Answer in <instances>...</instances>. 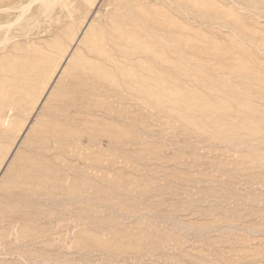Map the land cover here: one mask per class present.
I'll use <instances>...</instances> for the list:
<instances>
[{"label": "rangeland", "instance_id": "374dc122", "mask_svg": "<svg viewBox=\"0 0 264 264\" xmlns=\"http://www.w3.org/2000/svg\"><path fill=\"white\" fill-rule=\"evenodd\" d=\"M36 1L0 0V206L66 57L112 23L132 41L0 264H264V0Z\"/></svg>", "mask_w": 264, "mask_h": 264}, {"label": "bare ground", "instance_id": "6f19581e", "mask_svg": "<svg viewBox=\"0 0 264 264\" xmlns=\"http://www.w3.org/2000/svg\"><path fill=\"white\" fill-rule=\"evenodd\" d=\"M34 1H36V0H34ZM55 1H57V0H55ZM55 1L53 0L52 2H55ZM36 2H39V1H36ZM40 2L44 4V1L43 2L40 1ZM50 2H51V0H50ZM32 3L33 2H31V3L29 2L30 6H31ZM50 4H49V6H50ZM60 4H61V2H60ZM40 7L41 6H39V8ZM53 7H54V5L51 8H53ZM12 8H14V7H12ZM8 9L7 10L10 11V8H8ZM14 9H19V8H14ZM22 9L23 8H20V10H22ZM21 14H22V12H21ZM18 19H19V17H18ZM111 20H113V19H111ZM117 24H118V22H117ZM128 24H130V23H128ZM136 24H138V23H136ZM116 25L112 23L111 26L109 27L108 32H103V33L101 32V34H99V35L95 34V36H92L84 44L83 51H81V52L79 51L82 48L78 50L80 53H79V56L77 58V61L75 60L76 54H75V58H73L74 53H70L66 57V59L64 60V63L59 67L57 73L55 74V76L53 78V81H52L51 85L46 90L45 95L43 96L42 100L39 102V107L43 103L45 104V101L47 100V97L48 96L50 97V92L54 91V90L51 91V89L53 88L52 86L54 85V83H56V79L59 78L60 76H62L61 74H64V73L66 74L65 71H68L69 74L68 75L66 74L67 75V85L65 86V88L59 94L56 92L58 95L57 94H56L57 96L55 95L56 99L54 98L55 102H53V106H48L49 104H47L48 108L51 107V110L49 111V113L47 112L48 120L45 122V124L42 126V128H40V130L38 132H36V134L34 133L35 136L33 138L31 137L32 141H31V143L29 142L30 145H28L29 146V150H28L29 152L28 153H30V154L27 157H25V159L21 162V164L19 165L15 175H14V172H13V176L10 178V181H9V183L7 185V188H5L6 192H5V195L3 197H5V199H7V200L10 199L11 202L9 201V202H7V204H4L3 206H0L1 207L0 208V226H4V225L7 226V228L9 229L10 234H12V232L15 231L16 228H17L16 232L17 233L19 232L18 234L21 233V230L23 231V229H20L19 225H20V223L22 221L24 222V220H25L24 218L26 216V210H27L28 205L32 204V206H33V203L35 201H37L39 198L45 197L47 195L48 187L51 188V187H53L55 185V181L53 180V178H56V177H54V174L56 173V171H58V172L61 171L58 168H60V169L61 168L62 169L68 168L69 165L67 164V162L62 160V159H64L63 156H65V157L68 156L69 157L70 155L73 156V155L77 154V152H79L78 151V149H79L78 148V146H79L78 144L82 140L81 139V135L80 136L78 135V132L76 131V129L74 127L73 128L75 130H71L72 129L71 127L69 129L68 128L69 127L68 123L70 124L72 121H74L73 117L76 114H91V116H93V118H94L95 115H92V114L95 113V109L98 108V106H99V100H100V99L98 100L99 95L101 96V98H103V96H102L103 93L105 94V92H111V88L115 87L114 86V82H115L114 79L115 78L112 77L111 71L119 66L118 64H119L120 59L125 58L124 57L125 56L124 54H126L125 50H127V49L129 50L130 49L131 41H132L131 37L125 32V30L121 29L120 26H116ZM65 27H67V26L65 25ZM89 27L90 26L87 27L88 31H89ZM134 27H136V26H134ZM59 38L60 37H58V39ZM82 38H84V37H82ZM82 38L81 39L80 38L77 39V42L81 43ZM2 40H3V43L0 42L1 43L0 45H3L4 42H6L5 41L6 39L5 40L1 39V41ZM55 40H57V37L55 38ZM72 42H73V40H72ZM54 47H55V45H54ZM57 48H58V46H57ZM78 51H77V53H78ZM138 53H139V51H138ZM40 54H41V52H40ZM128 55H129V53H128ZM126 58H129V56L126 57ZM62 59H64V58H62ZM73 59L75 60L74 61L75 63L73 62ZM39 60H40V63L38 65H40V64L43 65L42 66L43 68H41L40 66H39V68L41 69V71H45L46 70L45 67H47V66H44V65L47 64L48 58L47 57H42ZM37 61H35V63ZM43 69H45V70H43ZM38 71H39V69L37 70V72ZM122 73H124V72H122ZM53 74H54V72H53ZM40 80H42V79H40ZM58 80H60V79H58ZM116 82L118 83V80ZM61 83H65V82H61ZM53 89H55V88H53ZM43 92H44V90H43ZM30 95H32V94H30ZM105 98H107V97H105ZM109 98L112 99V97H109ZM27 99H30V98H26V100ZM105 101H104V103H105ZM108 102H110V101H108ZM102 103H103V101H102ZM106 105L108 106V104H105V106ZM110 107H112V106H110ZM46 108L44 110H46ZM124 108H125V106H124ZM42 109H39V110H42ZM104 109H105V111L108 112V110L110 108L109 109L107 108L108 110H106V108H104ZM37 110H35V112H37ZM100 110L103 111V107ZM111 110H113V109H111ZM40 113H42V112H40ZM96 113H98V112L96 111ZM44 115H46V112H45ZM96 115H98V114H96ZM87 116H89V115H86V117ZM109 116H110V114H109ZM44 117L47 118L46 116H44ZM76 117H77V115H76ZM80 119H81V117H80ZM83 120H81V122ZM35 122H37V121H35ZM89 122L93 123V121H89ZM74 123H75V121H74ZM90 123H88V124H90ZM77 125H78V123H77ZM27 126H28L27 128H30L29 127L30 124L28 125V123H27ZM18 131H19L18 133H20V131H22V129L21 130L19 129ZM32 133H31V135H33ZM2 134L4 135L5 131L2 132ZM81 134H82V132H81ZM25 141H30V139L25 140ZM72 142H74L76 144L73 145ZM62 143H64V144L71 143L72 145L70 144V145H66L65 147H63ZM59 156H61V159L59 158ZM19 157H21V156H19ZM70 159H72V158H70ZM6 160H7L6 162H8V159H6ZM6 164L3 165V167H2L3 168V170L1 171L2 173H3L4 169H5ZM56 168H57V170H56ZM61 179L62 178H60V180ZM56 181H57V179H56ZM61 183H63V182H61ZM63 185H64V183H63ZM63 185H61V186H63ZM53 190L54 189H52V191ZM64 190H66V189H64ZM61 191L63 192L62 189H61ZM37 206H34V207H37ZM30 215L32 216V214H30ZM30 221H31V219H30ZM24 224H26V223H24ZM0 230H1V232H3L2 229H0ZM5 235H7V234H5ZM1 237H3V236H1ZM29 237L30 236H28V238ZM3 239H6V237H4ZM3 239L1 238V240H3ZM24 248H25V246L23 247V249ZM9 249H10V247H9ZM13 252H15V251H13ZM12 257H10V258H12ZM4 258H7V256H5ZM2 260H3V257H2ZM21 260H23V258H21ZM14 261H16V260H14ZM23 261H25V260H23ZM34 263H35V261H34Z\"/></svg>", "mask_w": 264, "mask_h": 264}]
</instances>
